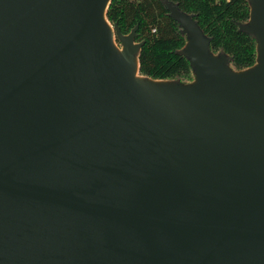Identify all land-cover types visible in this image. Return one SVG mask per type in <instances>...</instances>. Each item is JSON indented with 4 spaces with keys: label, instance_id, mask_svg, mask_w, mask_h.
Returning <instances> with one entry per match:
<instances>
[{
    "label": "water",
    "instance_id": "obj_1",
    "mask_svg": "<svg viewBox=\"0 0 264 264\" xmlns=\"http://www.w3.org/2000/svg\"><path fill=\"white\" fill-rule=\"evenodd\" d=\"M110 1L0 0V264H264V0L244 68L165 1L189 80Z\"/></svg>",
    "mask_w": 264,
    "mask_h": 264
},
{
    "label": "trees",
    "instance_id": "obj_2",
    "mask_svg": "<svg viewBox=\"0 0 264 264\" xmlns=\"http://www.w3.org/2000/svg\"><path fill=\"white\" fill-rule=\"evenodd\" d=\"M165 1L192 14L208 36L213 51H224L235 68L255 61V37L239 29L248 18V0H111L107 18L116 22L122 33L137 25L135 40L140 72L153 78L191 79V67L181 52L185 33L170 15Z\"/></svg>",
    "mask_w": 264,
    "mask_h": 264
}]
</instances>
